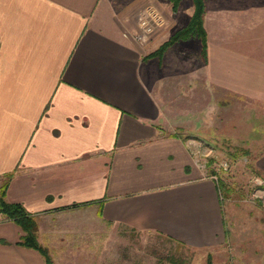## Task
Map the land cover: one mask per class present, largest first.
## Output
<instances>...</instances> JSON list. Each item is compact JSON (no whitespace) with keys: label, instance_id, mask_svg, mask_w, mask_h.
<instances>
[{"label":"crops","instance_id":"0c3cea01","mask_svg":"<svg viewBox=\"0 0 264 264\" xmlns=\"http://www.w3.org/2000/svg\"><path fill=\"white\" fill-rule=\"evenodd\" d=\"M174 1L0 0V184L12 175L6 199L38 217L55 264H99L121 228L206 264H231L249 242L264 249V223L239 227L197 158L212 148L205 136H247L225 125L255 114L264 180V0H205L207 61L200 39L146 60L194 14L193 0ZM150 6L165 25L142 44ZM22 236L0 215V264H46Z\"/></svg>","mask_w":264,"mask_h":264},{"label":"rangeland","instance_id":"374dc122","mask_svg":"<svg viewBox=\"0 0 264 264\" xmlns=\"http://www.w3.org/2000/svg\"><path fill=\"white\" fill-rule=\"evenodd\" d=\"M162 15L165 19L163 13ZM202 106L203 104L196 106V111L199 112L195 115L197 121L201 120L199 119L200 115L203 116L201 114L203 111ZM232 106L233 104L228 107L229 114H233L230 109ZM248 109H250V105H245V110ZM237 117L233 120H228L225 129L247 135L248 137L205 136L212 148L203 145L198 150L197 158L200 164L208 161L206 163L207 165L209 163L208 169L212 176L218 175L219 181L217 183L221 189L224 209L226 211L228 209L235 211L236 222L239 227L249 226L251 227V232L256 224L264 223V182H262L263 178L259 176L256 167V160L263 153L261 151H252L255 146L251 145L248 139L251 137L252 129L258 123L257 115L252 114L244 117L246 121L243 120L241 125L235 124ZM221 130L215 127L212 132L220 133ZM199 131L205 132L204 130ZM205 147H207V150H204ZM208 147L212 149L211 152H209L210 149L208 150ZM209 161H212L211 165ZM223 163H227V171L221 167ZM3 184L4 181L0 184V188ZM35 217L39 228L38 217L36 215ZM247 229L249 230V228ZM250 232L248 236L251 235L252 232ZM101 239H104V237ZM114 239L115 242L110 248L103 247L100 249L99 264H206L198 255L157 235L137 233L121 228L116 230ZM236 250H232L233 255L230 256L231 264H259L262 259V250L264 249L261 248L259 250L255 243L249 242L247 247L243 249L244 254L238 255Z\"/></svg>","mask_w":264,"mask_h":264},{"label":"trees","instance_id":"16d2710c","mask_svg":"<svg viewBox=\"0 0 264 264\" xmlns=\"http://www.w3.org/2000/svg\"><path fill=\"white\" fill-rule=\"evenodd\" d=\"M180 0H175L173 3V10L177 11ZM195 7L194 14L189 24L176 32L167 42L162 44L156 51L149 54L145 59L150 60L152 58L162 59L165 52L174 44L180 41H186L190 39H200L202 43V56L205 61L208 59V35L205 29L204 21L206 15L205 0H193ZM212 161H210L211 165ZM260 176V172L258 170ZM12 175L5 177L4 184L0 188V214L5 218L13 221L23 231L21 240L17 243L20 246L34 249L42 254L45 258L46 264H54L50 250L43 246L38 239V223L35 215L29 213L25 206L21 203H11L6 199L7 190L9 188ZM223 184V183H222ZM224 186V184H223ZM208 264H212L211 260H208Z\"/></svg>","mask_w":264,"mask_h":264},{"label":"built area","instance_id":"2783aa9c","mask_svg":"<svg viewBox=\"0 0 264 264\" xmlns=\"http://www.w3.org/2000/svg\"><path fill=\"white\" fill-rule=\"evenodd\" d=\"M165 25V19L162 13L153 6L145 8L139 16V31L136 32L134 39L139 43H145L149 40L150 36L158 29ZM225 171L228 170L227 163L221 164ZM213 179L218 182L219 177L217 174L213 175ZM264 182V180L262 181Z\"/></svg>","mask_w":264,"mask_h":264}]
</instances>
